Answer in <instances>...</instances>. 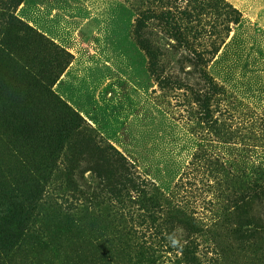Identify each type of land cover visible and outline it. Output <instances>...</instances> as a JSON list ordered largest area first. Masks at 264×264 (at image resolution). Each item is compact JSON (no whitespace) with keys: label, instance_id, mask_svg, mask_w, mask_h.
<instances>
[{"label":"rangeland","instance_id":"rangeland-1","mask_svg":"<svg viewBox=\"0 0 264 264\" xmlns=\"http://www.w3.org/2000/svg\"><path fill=\"white\" fill-rule=\"evenodd\" d=\"M1 246L264 264V0H0Z\"/></svg>","mask_w":264,"mask_h":264},{"label":"trees","instance_id":"trees-1","mask_svg":"<svg viewBox=\"0 0 264 264\" xmlns=\"http://www.w3.org/2000/svg\"><path fill=\"white\" fill-rule=\"evenodd\" d=\"M47 43V45L51 48V50H53V52L56 54H54L56 57L57 56H59V59H58V57H57V59H58V64L59 65H57V67H58V75H60L63 71H64V69L66 68V66L68 65V63H70V61H71V59H72V55L70 54V53H68V52H66L65 50H63V49H60V48H57L53 43H51V42H46ZM58 75L57 76H55L54 77V79H53V82L57 79V77H58ZM71 115L72 116H74L76 119L78 118L79 119V117L77 116V115H75L73 112L71 113ZM15 221V218L14 219H10V218H8V217H5V218H3V220H1V222L4 224V225H10V227L11 226H14L15 224H17L16 222H14ZM9 229H11L10 231L12 232V233H14V231L16 230V228H9ZM1 249H6L7 248V246H5V247H0ZM1 252H3V250H1Z\"/></svg>","mask_w":264,"mask_h":264}]
</instances>
